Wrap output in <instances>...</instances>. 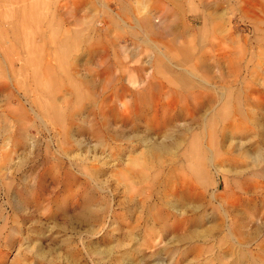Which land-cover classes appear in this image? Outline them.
<instances>
[{"label": "rangeland", "instance_id": "obj_1", "mask_svg": "<svg viewBox=\"0 0 264 264\" xmlns=\"http://www.w3.org/2000/svg\"><path fill=\"white\" fill-rule=\"evenodd\" d=\"M263 167L264 0H0V264H264Z\"/></svg>", "mask_w": 264, "mask_h": 264}, {"label": "bare ground", "instance_id": "obj_2", "mask_svg": "<svg viewBox=\"0 0 264 264\" xmlns=\"http://www.w3.org/2000/svg\"><path fill=\"white\" fill-rule=\"evenodd\" d=\"M42 24H43V22H42ZM166 30V29H165ZM164 30V31H165ZM168 30V29H167ZM171 30V29H170ZM55 42V41H54ZM177 75V74H176ZM212 76V75H211ZM176 78H177V80H178V84H180V85H185V83H187V80L188 79H186L184 76H183V74L182 75H179V77L178 76H176ZM207 83H209V82H207ZM210 85V84H209ZM215 89V88H214ZM196 91V90H195ZM194 91V92H195ZM200 91L202 92V94H203V97L204 96H208V95H210L211 96V94H209V91H208V89H206V88H200ZM197 92V91H196ZM225 92V91H224ZM187 93V92H186ZM191 95V94H190ZM199 95V94H198ZM200 96V95H199ZM212 97V96H211ZM221 97V96H220ZM198 100H199V98H198ZM200 102V101H199ZM216 108V107H215ZM240 116V115H239ZM211 132H213L214 133V130H211ZM225 134V133H224ZM226 135V134H225ZM222 138V137H221ZM225 139V138H224ZM221 141V140H220ZM224 141V140H223ZM223 144V143H222ZM214 150V149H213ZM211 153V152H210ZM256 158V157H255ZM210 159V158H209ZM263 159V158H262ZM188 162V161H187ZM261 162V161H260ZM211 164H212V161H211ZM262 165V164H261ZM247 168V167H246ZM264 168V167H263ZM248 171V170H247ZM203 172V171H202ZM204 173V179L206 180L205 181V185L204 186H206L207 184H208V186H209V188H212L213 187V185H214V181H213V177L212 176H210V178L208 177V175L205 173V172H203ZM218 174V173H217ZM223 175V174H222ZM221 178V177H220ZM223 178H224V176H223ZM221 180V179H220ZM222 181V180H221ZM226 183V182H225ZM219 184V183H218ZM227 185V184H226ZM224 187V186H223ZM213 191V190H212ZM235 191V190H234ZM208 196V195H207ZM215 201V200H214ZM226 215H227V213H226ZM230 228V227H229ZM212 229H214V228H212ZM230 230V229H229ZM231 236V235H230ZM233 241V240H232ZM236 242V241H235ZM243 246V245H242ZM248 248V247H247ZM237 252H238V250H237ZM214 254V253H213ZM234 258V257H233ZM217 260V259H216ZM232 260V259H231ZM238 261V260H237Z\"/></svg>", "mask_w": 264, "mask_h": 264}, {"label": "crops", "instance_id": "obj_3", "mask_svg": "<svg viewBox=\"0 0 264 264\" xmlns=\"http://www.w3.org/2000/svg\"><path fill=\"white\" fill-rule=\"evenodd\" d=\"M148 21H149V19H148ZM39 22V21H38ZM35 23V22H34ZM35 24H38V23H35ZM149 25V24H148ZM150 27V26H149Z\"/></svg>", "mask_w": 264, "mask_h": 264}]
</instances>
